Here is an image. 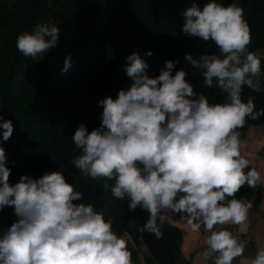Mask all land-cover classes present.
<instances>
[{"label":"clouds","instance_id":"obj_1","mask_svg":"<svg viewBox=\"0 0 264 264\" xmlns=\"http://www.w3.org/2000/svg\"><path fill=\"white\" fill-rule=\"evenodd\" d=\"M182 31L212 41L217 51L185 53V64L201 70L203 85L214 84L221 102H210L194 90L179 59H168L158 75L149 62L132 52L122 67L132 78L116 96L106 95L101 123L89 130L81 123L72 141L81 154L73 164L83 176L102 182L105 193L128 198L129 210H147L141 231L163 235L162 225L176 212L205 238L203 257L213 264H233L248 241L242 239L253 201L238 197L242 185L264 184V173L252 166L243 151L246 142L238 129L264 116L254 98L245 99V86L264 91L262 58L249 48L251 28L237 0H208L184 13ZM59 25L38 21L17 36L16 46L35 58L58 43ZM149 49L145 56H151ZM71 54L62 71L71 67ZM0 210L14 206L18 217L0 233V264H133L127 240L113 229V221L91 202L81 201L63 171L35 178L22 174L11 183L3 142L13 134L12 119L0 116ZM247 169V170H246ZM111 181V183H110ZM105 207L107 197L103 196ZM226 225H236L233 230ZM250 264H264V247Z\"/></svg>","mask_w":264,"mask_h":264},{"label":"trees","instance_id":"obj_2","mask_svg":"<svg viewBox=\"0 0 264 264\" xmlns=\"http://www.w3.org/2000/svg\"><path fill=\"white\" fill-rule=\"evenodd\" d=\"M237 2L243 5L250 24L249 48L256 52L264 47V0ZM193 4L202 8L205 0H15V3L0 0V116L12 119L14 124L13 134L3 142L12 169L10 182H17L25 173L38 178L46 172L61 170L76 190L83 192L77 203L91 202L96 206L106 203L102 198L96 202L94 193L76 183L82 173L73 164V158L81 151L75 147L72 136L81 123L89 130L98 127L103 111L98 101L106 95L116 96L119 89L130 86L132 78L122 66L132 52L144 56L149 62V74L153 76L160 73L168 59L178 58L173 73L186 67L189 73L186 78L194 87L200 86V92L205 93L210 102L223 101L215 84L203 85L201 70L185 64L186 52L197 56L203 52H218L214 42L190 37L182 31L183 13ZM38 21L59 25L60 33L58 43L47 54L33 60L17 48L16 39ZM149 49L153 54L145 56ZM69 54L71 67L62 71ZM261 58L264 69V58ZM31 67L35 75L34 80L31 78L33 94H29L28 87ZM249 95L254 98L257 109L264 108V91L256 92L245 86L243 96L246 99ZM263 124L264 116L249 119L238 129L242 140L251 126ZM255 190L256 187L249 188L245 184L236 195L250 199ZM117 203L124 205L126 213L122 218L105 214L112 219L113 229L122 236L127 232L136 234L135 243L142 237L159 257L160 251L166 248L156 251L150 238L154 234L141 231L148 218L147 210L139 206L129 210L127 197ZM13 208L5 206L0 210V220L18 219ZM131 220L139 226L135 232ZM162 231V240L180 232L177 254L168 263L165 258L146 257V264H175L180 256L182 231L168 222L162 225ZM129 249L133 263L138 262L137 252Z\"/></svg>","mask_w":264,"mask_h":264},{"label":"crops","instance_id":"obj_3","mask_svg":"<svg viewBox=\"0 0 264 264\" xmlns=\"http://www.w3.org/2000/svg\"><path fill=\"white\" fill-rule=\"evenodd\" d=\"M260 55L264 57V52ZM243 140L246 142L243 151L251 160L252 166L264 173V124L258 129L251 126ZM250 200L253 201V207L244 226V232L239 233L242 239L248 241L247 247L243 256L237 257L233 264H250V260L258 248L264 247V184L256 186ZM166 221L182 231L180 256L175 264H213L210 258L205 259L202 255L203 249L206 247L205 238L209 234L208 232L203 228L199 231L191 229L181 214L176 212H170ZM225 227L234 231L238 228L236 225H226Z\"/></svg>","mask_w":264,"mask_h":264},{"label":"rangeland","instance_id":"obj_4","mask_svg":"<svg viewBox=\"0 0 264 264\" xmlns=\"http://www.w3.org/2000/svg\"><path fill=\"white\" fill-rule=\"evenodd\" d=\"M11 3H15V0H10ZM32 1L28 2L27 4H30ZM208 0H205V3H207ZM223 2L225 4L227 3H231L232 0H223ZM264 52V47L258 49V51H256V54L260 57V54H262ZM264 58V57H263ZM33 70V71H32ZM32 74H30V76L28 77L29 79V94H33L34 91H32V81L31 78H33L34 80V67H31ZM194 90L197 91L198 93L200 92V86L198 87H194ZM14 92H17L16 89H14ZM255 128H260V126H254ZM76 183L82 187V188H87L90 190V193L96 196V202H99L101 200V198L103 196H106L109 200V203H107V206L105 207V204H101L95 207L97 208V210H101L103 211L105 214L108 215H114L116 217H120L122 218V214L125 215V207L120 206V204H118V198L112 197L111 193H105L104 189L102 187V182L98 181V180H94L91 177H85L82 174H80L77 179H76ZM111 183V181H110ZM111 200L115 201L117 200V202H112ZM141 212H138V216L141 218ZM13 217H16L13 215ZM15 220L12 219H1L0 220V233H2L7 227L8 225H10L11 223H13ZM132 223H134L133 225V231L135 232L137 229H139V226L137 223H135V220H131ZM167 222V221H166ZM169 223V222H168ZM170 224V223H169ZM172 225V224H171ZM136 235V234H135ZM134 233H129L127 232L123 237L127 240L128 242V246L131 247L132 249H134L137 252V256H138V262H134L133 264H146L144 262V259L146 257H154V258H158V260H161L162 258L166 259V263L168 262H172L174 257L177 254V250H178V246H179V238H180V232H174L171 235H168L166 239L162 240L161 238H156L155 235H151V242L154 246V249L157 251L159 250H163L166 248L168 253H165V251H160V255L159 257H156L155 255H157L155 252L152 253V251L150 250L149 244L147 241H145L142 237H139V242L135 243L134 241ZM164 264V263H162Z\"/></svg>","mask_w":264,"mask_h":264}]
</instances>
